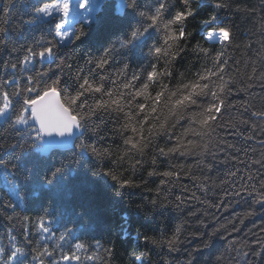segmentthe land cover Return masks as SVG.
<instances>
[{
    "label": "snow or ice",
    "instance_id": "1",
    "mask_svg": "<svg viewBox=\"0 0 264 264\" xmlns=\"http://www.w3.org/2000/svg\"><path fill=\"white\" fill-rule=\"evenodd\" d=\"M16 2L0 9V210L7 213L0 219L8 222L0 264H198L217 239L224 246L215 264H264V235L253 244L230 238L237 223L264 213V139L259 157L245 160L238 153L248 150L221 135L264 137V95L257 104L250 92L264 89V71L257 74L255 61L248 73L229 64V49L252 48L251 37L237 43L236 18L259 12L264 67V0L248 7L238 0H35L19 25ZM202 11L206 43L192 45L188 22ZM104 16L123 27L93 50ZM189 53L199 63L190 79L177 70ZM221 150L231 152L220 162L234 167L213 179ZM133 189L154 193L149 214L175 211L180 222L155 234L133 228L119 210ZM242 201V214L220 220ZM26 205L36 209L34 222L20 214ZM108 216L118 217L119 239L136 233L126 262L115 241H82V229H99ZM192 239L198 243L186 249Z\"/></svg>",
    "mask_w": 264,
    "mask_h": 264
},
{
    "label": "trees",
    "instance_id": "2",
    "mask_svg": "<svg viewBox=\"0 0 264 264\" xmlns=\"http://www.w3.org/2000/svg\"><path fill=\"white\" fill-rule=\"evenodd\" d=\"M34 2L35 0H23V2H19L18 0V2L14 4L12 11V20L14 24L19 25L21 24L22 19L26 20L29 18V6ZM174 2H176V0H174ZM238 2L242 7H248L251 5H259L260 0H238ZM6 4L7 0H0V9H2ZM259 15L260 13L258 12L257 15L252 17L251 19H248L247 17L236 18L235 32L237 43H241L242 41L247 42L248 37H251L252 42V48L250 50L244 49L243 47L229 49V53L232 57V59L229 60V64L233 69L239 67L241 73L250 72L253 61H255L257 74H259L260 71H264V67H262L257 55V50L260 49V45L256 43V41L261 38L259 36ZM0 17H2V13H0ZM204 18H206V12L202 11L196 19L190 20L188 22V30L191 31L195 36V39L192 40V45H194L197 41L202 44L206 43L200 38L202 21ZM122 27V21L116 20L111 16H104L103 19H101L100 23L95 27L93 39L90 41L91 48L94 50L96 47H98V41H108L111 39H115ZM253 32H255L256 35H253ZM39 33L40 28H37V35H39ZM233 60L236 61V64L232 63ZM245 61H247V66H245ZM208 63L210 64L211 62L208 61ZM198 67L199 63L195 61V56L192 53H189L187 56H185L182 62H178L177 64V70L180 72H184L186 78L188 79L191 78L192 72H194ZM173 83H176V81L174 80ZM250 92L256 93V103L259 104V97L261 95H264V89H261L257 84V86L252 88ZM243 95L244 94L241 93L240 96L233 97V102H238ZM244 116L245 118H247V114H244ZM221 135H223L228 140V142L237 145V147L245 148L248 150L247 156L244 154V152L238 153L241 158L248 160L249 157H259L262 148L259 140L264 139V137L260 136L259 132L256 133L257 138L252 141H246L242 138H238L236 135H233L229 132L222 131ZM253 148L256 150L255 152L252 151ZM230 152L231 150H228L227 153L221 150V155L220 157H218L216 169L213 173V179H216L217 177L222 178L227 174L229 169H233L234 165L231 160H228V162L226 163L220 162L222 160H225ZM236 166L241 169V174L245 171L244 165L240 164ZM252 170L255 171V167H253ZM184 183H188L191 187H195V185L192 184L191 181L186 180L184 181ZM151 186L153 188L155 187V185ZM174 192L176 194H179L178 190H174ZM215 192L217 197L221 194L220 189H215ZM197 194L200 195L201 193L198 192ZM153 196L154 193L152 192L144 191L143 189H133L119 205L120 213L129 215L131 217L133 228H141L142 231H145L148 234H155L157 229L162 227L170 229L174 227L175 224L179 223L180 219L182 218V214L175 211L165 212L163 216H161L160 214H149L147 212V208L150 207L148 202L153 198ZM208 198L213 200L216 199V197H213L211 193L209 194ZM138 204H143L145 207V211L138 212L136 208ZM196 207L202 206L196 205ZM247 208L248 204L243 201L239 204L234 203L233 207L229 209L228 212L219 214L220 220H224L229 216L242 214ZM20 214L28 215L34 222L36 209L32 208L30 210L29 206L26 205L24 212ZM4 215H7V213H4L2 210H0V217ZM189 219L194 218L190 217ZM7 223V220L0 219V240H2L5 245L8 244V241L5 237ZM84 223H88L87 219L84 220ZM16 227V234L19 239L20 226L17 225ZM237 227L240 228V231L234 233L230 238L235 240H247L249 244H253V242L256 240L255 234L264 235V232H261V228L264 227V213H258L253 217L245 219L243 225L237 223ZM56 228H60L62 230V226L60 224H57ZM56 228H54L53 230L56 231ZM118 228V217L108 216L106 218V223L101 228L97 229L93 225L87 229H82V232L84 233L82 236V241L86 244H94L97 239L104 244H106L109 240L115 241L120 257L126 262L128 260L129 254L132 252V246L135 243L134 237L136 233L135 231L132 232L133 238L131 240H121L117 235ZM192 230L195 229L193 228ZM56 234L59 235V232L57 231ZM197 243V240L192 239L189 243H187L185 247L186 249H191ZM223 246V240H215L214 245L211 249L205 250L203 254L199 255L198 264H215L216 255H218V253L223 250ZM89 251H91V249ZM151 256L154 262L158 259V256L155 252L151 253ZM173 256H180L181 260L184 259V256H181L179 253H174ZM72 264H75V262H72ZM82 264H93V262L82 261ZM117 264H119V261H117Z\"/></svg>",
    "mask_w": 264,
    "mask_h": 264
},
{
    "label": "rangeland",
    "instance_id": "3",
    "mask_svg": "<svg viewBox=\"0 0 264 264\" xmlns=\"http://www.w3.org/2000/svg\"><path fill=\"white\" fill-rule=\"evenodd\" d=\"M75 11H76V9H75V7L73 8V13H75Z\"/></svg>",
    "mask_w": 264,
    "mask_h": 264
}]
</instances>
